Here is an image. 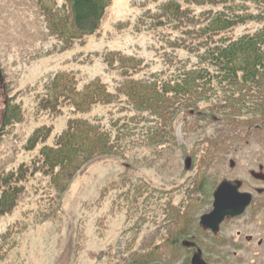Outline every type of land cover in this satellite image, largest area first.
Returning a JSON list of instances; mask_svg holds the SVG:
<instances>
[{
    "label": "trees",
    "instance_id": "1",
    "mask_svg": "<svg viewBox=\"0 0 264 264\" xmlns=\"http://www.w3.org/2000/svg\"><path fill=\"white\" fill-rule=\"evenodd\" d=\"M63 1L61 10L44 13L47 36L59 42L60 52L98 36L112 2ZM140 5L143 13L136 32L152 34V51L161 68L153 70L141 57L110 52L103 55L104 63L121 79L112 82L113 90L100 79L82 86L73 73H57L39 83L33 92L31 118L46 124L34 130L24 147L39 153L28 164L0 176V217L13 213L33 188V194L41 196L29 200L40 210L45 204L41 217L46 218L60 205L74 178L97 161L119 160L130 165L128 172L133 173L140 165L170 171L181 163L180 177L177 174L172 179L179 182L170 192L141 180L140 185H133L126 175L106 188L123 191L121 198L126 201L145 198V213L168 215L148 238L144 254L130 256L128 264L163 260L174 264L170 259L183 252V263L191 264L192 252L200 247L210 250L212 257L203 254L209 264H242L235 256L242 251L241 245L197 223L191 231V218L176 219L175 213L180 214L181 204H190V211L203 208L209 212L216 189L228 179L227 170L237 166L238 155L253 142L264 147V0H141ZM20 95L19 91L12 94L3 115L0 133L8 137L26 121L24 103L16 102ZM99 106L117 111L108 110V126L101 118L86 116ZM66 111L70 115L67 125L49 145ZM179 125L189 146L181 156L177 151ZM258 166L264 176V163ZM50 192L53 195L46 200ZM258 192L262 209L251 213L254 221L264 216V189ZM176 195L182 199L179 207L173 201ZM254 202L255 197L250 210ZM12 234L13 228L1 237L0 262L16 247ZM205 239L212 240L208 248ZM186 241L191 246H185Z\"/></svg>",
    "mask_w": 264,
    "mask_h": 264
},
{
    "label": "rangeland",
    "instance_id": "2",
    "mask_svg": "<svg viewBox=\"0 0 264 264\" xmlns=\"http://www.w3.org/2000/svg\"><path fill=\"white\" fill-rule=\"evenodd\" d=\"M140 4L141 0H112L100 34L60 52L59 42L47 36L44 13L61 10L64 7L63 0H0V131L12 94L19 91L21 95L16 97V102L22 101L27 109L26 121L15 128V134L8 137L7 133H0V176L28 164L39 153L24 150L34 130L46 124L43 120L35 122L31 118L33 92L38 89L39 83L50 81L57 73H73L82 86L100 79L109 83L110 90H113L112 82L121 79L115 72L109 71L104 63L103 55L110 52L141 57L151 63L153 70L161 68L156 65L157 60L152 51V34L136 32L137 20L143 13ZM239 33L242 34V31ZM108 110L117 112L114 108L99 106L86 116L101 118L105 124L110 120ZM69 116L66 111L65 116L58 120L49 145L63 132ZM180 126L177 131L178 156L183 154V149H189ZM238 157L237 166L227 170V180L238 182L241 191L252 194L257 202L242 218L226 221L221 226L219 237L232 239L236 245H241L242 251L238 250L235 256L243 260L242 264H264V216L255 222L251 216V213L262 209L263 198L259 197L258 190L264 189V176L258 173V164L264 163V147L253 142ZM129 167L115 159L90 164L74 178L61 201L58 199L60 205L43 219L41 216L45 204L40 210L29 200V197L37 200L41 195L33 194V188L27 190L13 213L0 217V240L3 234L13 228L12 236L16 243V247L0 264H128L130 256L140 251V254H144V248L150 244L148 238L152 237L155 227L161 225L165 215H168L163 212L145 213L147 210L142 206L145 198L126 201L121 198L123 191L109 192L106 188L120 176L126 175L132 178L130 183L133 185H140L141 180L143 184L162 192H170L172 188L175 190L174 183L179 182V179H172L177 174L180 177L178 172L182 164L176 163L170 171L160 170L158 166L146 168V165H140L135 173L128 172ZM1 193L0 189V197ZM51 195L53 192L47 195L46 200ZM176 197L173 200L175 207L182 201L181 197ZM212 208L213 204L210 211ZM179 212L175 213L176 219L186 216L188 220L191 218V231L196 228L195 223L199 224L201 216L209 213L203 208L190 211V204H181ZM155 217L159 218L156 225L153 224ZM210 241L207 239L204 242L205 248H208ZM202 251L212 257L210 250ZM195 252H192L190 261ZM255 252L258 253L256 256ZM184 256V252L176 253L170 260L184 264ZM155 264L168 262L163 260Z\"/></svg>",
    "mask_w": 264,
    "mask_h": 264
},
{
    "label": "water",
    "instance_id": "3",
    "mask_svg": "<svg viewBox=\"0 0 264 264\" xmlns=\"http://www.w3.org/2000/svg\"><path fill=\"white\" fill-rule=\"evenodd\" d=\"M238 182L225 180L214 193L213 208L200 218V226L213 234L220 232L222 224L227 219H235L243 216L253 201V195L242 192ZM189 247L190 243L185 242ZM191 264H208L202 257V251L198 250L191 259Z\"/></svg>",
    "mask_w": 264,
    "mask_h": 264
},
{
    "label": "flooded vegetation",
    "instance_id": "4",
    "mask_svg": "<svg viewBox=\"0 0 264 264\" xmlns=\"http://www.w3.org/2000/svg\"><path fill=\"white\" fill-rule=\"evenodd\" d=\"M253 201H254V197H253ZM253 201H252V203H253ZM251 206H252V205H251ZM251 206L248 208V210L246 211V213H245L243 216H245L248 212H250V208H251ZM243 216L238 217V218H235V219H240V218H242ZM227 220H230V219H227ZM227 220H226V221H227ZM226 221H225V222H226ZM252 221H254V220L252 219ZM225 222H224V223H225ZM254 222H255V221H254ZM201 228H202V227H201ZM202 229H203V228H202ZM210 233H211V232H210ZM212 234H213V233H212ZM186 242H188V241H186ZM189 243H190V242H189ZM190 246H191V245H190ZM198 250H200V249H198ZM198 250H196V252H197ZM201 251H202V250H201ZM196 252H195V253H196ZM202 257H203V252H202ZM254 257H255V256H254ZM252 258H253V257H252ZM203 259H204V257H203ZM204 260H205V259H204ZM205 261H206V260H205ZM242 261H243V260H242Z\"/></svg>",
    "mask_w": 264,
    "mask_h": 264
}]
</instances>
